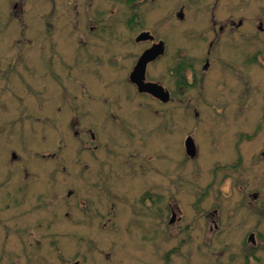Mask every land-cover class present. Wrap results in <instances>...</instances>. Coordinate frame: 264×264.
<instances>
[{"label":"rangeland","instance_id":"374dc122","mask_svg":"<svg viewBox=\"0 0 264 264\" xmlns=\"http://www.w3.org/2000/svg\"><path fill=\"white\" fill-rule=\"evenodd\" d=\"M184 1L141 8L137 23L161 34ZM244 2L246 18H264V0ZM94 10L105 37L88 51L81 0H0V264H264V210L248 195L254 150L240 164L217 141L229 123L212 116L240 113L237 102L222 103L215 87L203 103L188 42L186 84L176 49L147 67L170 102L139 93L128 75L144 47L124 34L127 5Z\"/></svg>","mask_w":264,"mask_h":264},{"label":"flooded vegetation","instance_id":"af4514ba","mask_svg":"<svg viewBox=\"0 0 264 264\" xmlns=\"http://www.w3.org/2000/svg\"><path fill=\"white\" fill-rule=\"evenodd\" d=\"M100 1L81 0L84 29V37H82L85 39V48L87 50L97 40H102L105 37L103 34L104 30L100 26V18L94 10V7ZM123 2L127 5L129 12V17L124 21L126 26L124 34L129 35V41L133 47L136 48L138 44H143L144 47L141 53L138 54L136 51V60L132 63V70L129 75L128 73L126 74L130 83L134 85L139 93L151 95L159 101L160 99L150 92L141 91L138 85L130 79L131 73L134 71V67L140 57L147 50L153 48L154 45L162 42L163 49L161 53L157 54L156 58L151 59L147 63L146 68L149 65L158 63V61L171 57L175 63L177 62L175 75L179 79L178 83L184 85L186 84L185 73L191 69L187 64V47H185V42L194 46L196 48V55L199 58L200 87L204 95L203 103L207 105V99L214 96L215 87H218L222 103L230 105L236 101L240 107V113L235 114L229 113L230 110L228 109L227 114H223V110H217V108L213 110L212 116L217 115L219 118H226L224 122L229 123L228 127L231 129L229 138L226 135H222L217 141H219V145L223 146L224 149L226 148L231 150V152L237 153V160L241 161L240 164L245 161L242 159V157L244 158L242 155L244 151L249 150L250 147L254 150L253 160L249 157L246 160L254 162L259 176L258 181L253 187L254 190L249 191L248 195L252 196L255 200H259L260 209L261 211L264 210V18L257 17L258 13L255 16L256 18H246L242 13L245 8L244 0H186L176 7L172 13L176 14V18L168 20L166 24L168 25L167 29L160 34V32L152 28L137 23L138 18H141L138 11L144 7L155 8L171 4L170 0H123ZM231 3H233V6H231ZM191 4L195 13V25H188V10ZM249 19L251 32L247 28ZM136 23L141 29L139 33H135ZM52 26L53 23L49 19L45 28L50 27L49 31ZM119 32V29L107 31V37H117L119 36ZM146 32H148L146 39L137 40L141 33ZM133 33L135 34L132 36ZM53 37L52 35L47 39L50 42H54L52 41ZM32 40V38L26 39L22 37L17 42L31 43ZM52 49L53 47H49L47 51ZM173 49H176L174 55L168 57ZM88 51L86 53V60H91L89 57L93 58L95 54H90ZM235 51L239 53L238 56L235 54ZM52 54H54L53 50ZM96 58L99 59L98 56ZM111 60L113 59L111 58ZM116 62L115 59V61L110 62V65L115 67L117 66ZM147 71L148 68L145 72V82L161 84L167 89L159 81L156 82L148 79ZM171 73H173V70ZM122 77L120 78L121 81ZM167 91L170 94L169 99L171 100L172 93L170 89H167ZM170 100L167 102L160 101L169 103ZM237 127L239 128L238 130L235 129ZM195 151L197 154V147ZM248 241L255 243V234L251 232Z\"/></svg>","mask_w":264,"mask_h":264},{"label":"water","instance_id":"95a60500","mask_svg":"<svg viewBox=\"0 0 264 264\" xmlns=\"http://www.w3.org/2000/svg\"><path fill=\"white\" fill-rule=\"evenodd\" d=\"M148 32L141 33L137 40L146 39L148 36ZM163 49L162 42L154 45L153 48L147 50L139 59L136 66L134 67V71L131 73L130 79L135 82L141 91L150 92L156 98L163 100L164 102L169 101L170 94L161 84H157L154 82H145V72L147 63L156 58L157 54L161 53ZM186 151L192 157L196 154L195 151V141L192 137L186 138ZM16 154L13 153V156Z\"/></svg>","mask_w":264,"mask_h":264}]
</instances>
